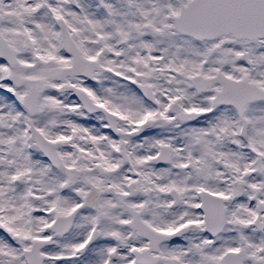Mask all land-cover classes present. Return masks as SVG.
Instances as JSON below:
<instances>
[{"label":"snow or ice","instance_id":"obj_1","mask_svg":"<svg viewBox=\"0 0 264 264\" xmlns=\"http://www.w3.org/2000/svg\"><path fill=\"white\" fill-rule=\"evenodd\" d=\"M0 264H264V0H0Z\"/></svg>","mask_w":264,"mask_h":264}]
</instances>
